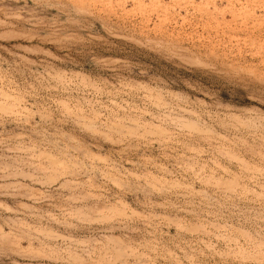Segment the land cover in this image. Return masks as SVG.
<instances>
[{"label": "rangeland", "instance_id": "1", "mask_svg": "<svg viewBox=\"0 0 264 264\" xmlns=\"http://www.w3.org/2000/svg\"><path fill=\"white\" fill-rule=\"evenodd\" d=\"M0 264H264V0H0Z\"/></svg>", "mask_w": 264, "mask_h": 264}]
</instances>
